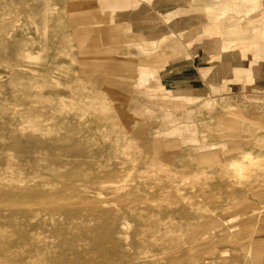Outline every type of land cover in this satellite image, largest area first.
Segmentation results:
<instances>
[{"label":"rangeland","instance_id":"rangeland-1","mask_svg":"<svg viewBox=\"0 0 264 264\" xmlns=\"http://www.w3.org/2000/svg\"><path fill=\"white\" fill-rule=\"evenodd\" d=\"M0 264H264V0H0Z\"/></svg>","mask_w":264,"mask_h":264}]
</instances>
